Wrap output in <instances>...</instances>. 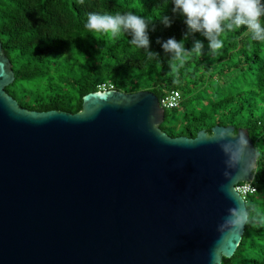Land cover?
Returning a JSON list of instances; mask_svg holds the SVG:
<instances>
[{
	"label": "water",
	"instance_id": "obj_1",
	"mask_svg": "<svg viewBox=\"0 0 264 264\" xmlns=\"http://www.w3.org/2000/svg\"><path fill=\"white\" fill-rule=\"evenodd\" d=\"M14 80L0 40V264H211L229 209L248 212L236 189L258 166L246 128L172 136L150 90L91 92L74 113L29 110L7 92ZM222 130L250 149L230 194ZM245 228L228 233L217 264Z\"/></svg>",
	"mask_w": 264,
	"mask_h": 264
},
{
	"label": "trees",
	"instance_id": "obj_2",
	"mask_svg": "<svg viewBox=\"0 0 264 264\" xmlns=\"http://www.w3.org/2000/svg\"><path fill=\"white\" fill-rule=\"evenodd\" d=\"M173 7V0H0V40L15 72L6 90L29 110L73 113L104 82L126 92L150 90L159 99L179 90L181 106L166 109L161 124L170 135L194 137L216 124L246 128L257 149L258 190L247 198L249 220L242 240L222 264H264V43L240 28L223 33L224 47L210 54L207 38L190 33ZM90 12L143 16L150 50L160 55L149 60L146 49L131 44L130 33L97 39L85 28ZM165 16L170 27L162 22ZM169 37L184 40L188 49L202 41L203 55L174 61L173 71L170 54L161 47ZM176 109L183 111L180 129L166 124Z\"/></svg>",
	"mask_w": 264,
	"mask_h": 264
},
{
	"label": "clouds",
	"instance_id": "obj_3",
	"mask_svg": "<svg viewBox=\"0 0 264 264\" xmlns=\"http://www.w3.org/2000/svg\"><path fill=\"white\" fill-rule=\"evenodd\" d=\"M83 2L84 0H80L81 4ZM173 4V12H178L184 17L188 31L200 32L207 38L210 54H215L224 47L223 33L240 28H245L253 41L264 43V0H173ZM162 22L166 27L171 26V20L166 16L162 18ZM85 28L97 39L100 35L118 37L121 33H130L131 44L136 48L146 49L149 60L160 55L150 50L148 21L133 12H90L87 14ZM157 43H161L160 38H157ZM161 47L165 53L170 54L169 66L174 71V61L188 54L203 55L204 44L196 40L193 47L188 49L184 40L169 37L161 43ZM215 139L222 142L221 147L227 156L224 175L229 178V183L222 185L221 190L230 194L237 178L244 179L250 174L248 167L241 166L243 154L250 151L248 141L243 133L237 138L225 130L218 132ZM248 220L247 209L236 202V206L229 209V215L218 226L221 235L210 254L211 264H217V249L228 233L242 230Z\"/></svg>",
	"mask_w": 264,
	"mask_h": 264
},
{
	"label": "built area",
	"instance_id": "obj_4",
	"mask_svg": "<svg viewBox=\"0 0 264 264\" xmlns=\"http://www.w3.org/2000/svg\"><path fill=\"white\" fill-rule=\"evenodd\" d=\"M100 90H112L116 89L115 85L112 82H104L99 85ZM182 94L179 90H172L164 97L160 99L161 105L166 109H174L181 106ZM237 191L243 196L247 201V198L250 194L257 192L258 187L254 184V180L249 182H241L236 185Z\"/></svg>",
	"mask_w": 264,
	"mask_h": 264
},
{
	"label": "rangeland",
	"instance_id": "obj_5",
	"mask_svg": "<svg viewBox=\"0 0 264 264\" xmlns=\"http://www.w3.org/2000/svg\"><path fill=\"white\" fill-rule=\"evenodd\" d=\"M169 120L166 122L168 126L180 127L183 120V111L181 109L170 110ZM180 129V128H179Z\"/></svg>",
	"mask_w": 264,
	"mask_h": 264
}]
</instances>
